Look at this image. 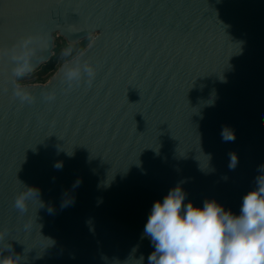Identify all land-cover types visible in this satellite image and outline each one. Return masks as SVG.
Returning <instances> with one entry per match:
<instances>
[{
  "label": "water",
  "instance_id": "obj_1",
  "mask_svg": "<svg viewBox=\"0 0 264 264\" xmlns=\"http://www.w3.org/2000/svg\"><path fill=\"white\" fill-rule=\"evenodd\" d=\"M0 264H264V0H0Z\"/></svg>",
  "mask_w": 264,
  "mask_h": 264
},
{
  "label": "rangeland",
  "instance_id": "obj_2",
  "mask_svg": "<svg viewBox=\"0 0 264 264\" xmlns=\"http://www.w3.org/2000/svg\"><path fill=\"white\" fill-rule=\"evenodd\" d=\"M89 41V39H87L86 43L87 44ZM55 45L59 46L60 50L64 52L66 58L62 61L59 62L58 66L60 64H62L63 62L71 59L72 57H74L77 53H79L82 48L84 47V45L81 47H74V48H70L67 49V47L65 46V44L63 43V40L61 39H56L55 40ZM53 74L52 72H43L42 69L36 70L34 72L31 73H26L23 75H20L19 77H17L16 79V83L18 85H25V84H43L45 83L49 77Z\"/></svg>",
  "mask_w": 264,
  "mask_h": 264
},
{
  "label": "trees",
  "instance_id": "obj_3",
  "mask_svg": "<svg viewBox=\"0 0 264 264\" xmlns=\"http://www.w3.org/2000/svg\"><path fill=\"white\" fill-rule=\"evenodd\" d=\"M62 40V39H61ZM63 43L65 44V46L67 47V49L70 48H74V47H82L86 42H84L83 44H78V45H67L64 41ZM66 58L65 54L63 51L60 50L59 46H56L54 49V55L51 58V60L46 63L41 69L43 72H54L56 70V68L58 67V64L60 61L64 60Z\"/></svg>",
  "mask_w": 264,
  "mask_h": 264
}]
</instances>
